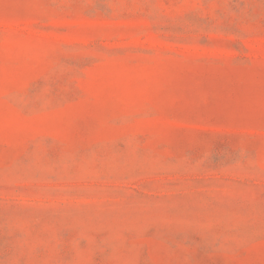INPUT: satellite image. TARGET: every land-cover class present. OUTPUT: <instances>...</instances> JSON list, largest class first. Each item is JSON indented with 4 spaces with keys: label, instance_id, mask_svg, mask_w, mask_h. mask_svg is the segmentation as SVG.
I'll list each match as a JSON object with an SVG mask.
<instances>
[{
    "label": "rangeland",
    "instance_id": "obj_1",
    "mask_svg": "<svg viewBox=\"0 0 264 264\" xmlns=\"http://www.w3.org/2000/svg\"><path fill=\"white\" fill-rule=\"evenodd\" d=\"M0 264H264V0H0Z\"/></svg>",
    "mask_w": 264,
    "mask_h": 264
}]
</instances>
